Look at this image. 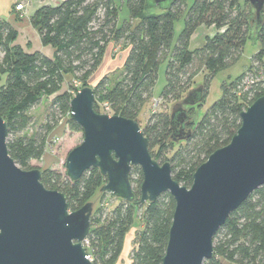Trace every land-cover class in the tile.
<instances>
[{"label":"trees","instance_id":"16d2710c","mask_svg":"<svg viewBox=\"0 0 264 264\" xmlns=\"http://www.w3.org/2000/svg\"><path fill=\"white\" fill-rule=\"evenodd\" d=\"M242 2L194 0L172 50L173 24L182 12L184 0H175L168 9L158 12L150 11L152 6L148 0H125L128 19L121 25L117 24L113 0L41 4L29 16V22L41 44L53 48L51 57L40 51H25L15 44L17 31L5 18H0V116L7 123L9 156L21 169L30 170L31 161L43 156L48 135L62 118L67 117L64 122L70 130L82 131L69 118V102L74 95L69 89L90 86L88 80L100 66L110 43L127 49V53L117 77L111 80L104 74L93 87V106L96 112L100 113V108L105 112V103L111 114L136 121L151 97L158 64L166 58V83L159 96L163 101L182 96L201 70H206L209 76L236 61L249 38L251 26H254V39L259 42L252 65L261 67L264 4L256 20L249 1ZM200 25L213 26L216 32L206 37L202 47L190 50L189 39ZM70 79L78 82L75 88ZM67 81L68 90L60 91ZM201 85L200 99L195 105L203 100L205 85ZM221 89V97L195 124L187 112L185 130L190 129V133L186 136L182 133L184 138H178L179 126L172 128L170 114L166 112L153 113L140 127L151 156L160 164L168 161L172 178L183 186L190 187L194 170L209 154L230 141L241 124V111L264 95V79L251 78L250 67ZM49 96L52 99L44 123L32 136L22 135L31 122L30 109ZM129 180L135 196L131 203L117 198L109 208L102 203L92 214L84 246L94 264L117 263L125 233L139 210L142 229L133 239L131 264H161L174 200L165 193L154 202L141 204L142 173L138 166L131 168ZM105 181L97 168H90L76 181L54 169L45 168L41 175L45 188L64 194L69 210L79 209L91 201ZM213 250V256L203 264H264V185L229 214L213 237Z\"/></svg>","mask_w":264,"mask_h":264},{"label":"water","instance_id":"95a60500","mask_svg":"<svg viewBox=\"0 0 264 264\" xmlns=\"http://www.w3.org/2000/svg\"><path fill=\"white\" fill-rule=\"evenodd\" d=\"M174 1L148 3L165 10ZM248 1L258 20L264 0ZM101 77L70 99L69 118L83 137L65 158L66 176L76 181L97 168L106 179L99 191L131 203L135 196L129 174L138 166L141 204L165 193L174 200L161 264H203L213 256V237L229 214L264 185V95L241 111V124L230 141L209 154L186 187L172 178L168 161L160 164L151 156L136 120L95 111L93 87ZM201 90L202 85L190 90L171 107L178 138L190 133L185 130V107L196 104ZM6 135L7 123L0 116V264H94L84 246L93 202L69 210L62 192L44 187L41 169L23 170L14 162Z\"/></svg>","mask_w":264,"mask_h":264},{"label":"rangeland","instance_id":"374dc122","mask_svg":"<svg viewBox=\"0 0 264 264\" xmlns=\"http://www.w3.org/2000/svg\"><path fill=\"white\" fill-rule=\"evenodd\" d=\"M30 1H31L30 3H28L27 1H24L25 7H26L25 9H27L28 13H33L34 10L41 4L49 3V4L54 5V4L60 3L63 0H30ZM113 2L117 9V24L121 25L125 19H128V11L125 5V0H113ZM193 2L194 0H184V6L182 9V12L174 20L173 36H172V41L170 45V50H172L173 47L176 45L178 36L184 26L186 13L188 11V8L192 5ZM240 2L243 3L242 0H240ZM27 4L29 5L27 6ZM243 7H245V10L247 12L249 11V9H247L248 7L247 5L245 6L243 5ZM159 10H161L159 7L152 6L150 11L158 12ZM249 14L254 16L253 12L251 11H249ZM215 32H216V29L213 26H206V25L198 26L195 29V31L192 33L189 39L188 48L190 50H194L196 48L202 47V45L205 42L206 37H210ZM254 34H255L254 26H251L249 38L246 40L242 48V51L236 61H234L232 64H230L226 68H223L209 76L206 70L204 69L201 70L193 78L191 87L187 89L183 93L182 96H180L178 99H175V100L163 101L159 97L160 92L162 91L166 83L165 71H166V65H167L168 58L161 61L158 64L157 78H156L155 84L151 91V97L146 102V104L142 107L137 117V122L139 126L142 127L143 125H145L146 120L153 113L166 112L170 114L171 107L174 103L180 102L185 97V95L188 93V91L197 88L201 84H204L205 92L203 93L204 96H203V100L201 104L195 105L193 107H186L189 116L191 117L193 123L195 124L197 121L201 119V117L204 115L205 111L211 106V104L221 97L222 85L230 83L248 68L251 67V78L264 79V55L262 57L261 67L259 65L258 66L254 64L252 65V56L259 49V42L254 39ZM126 53L127 51H125V49H122L119 45H114L113 43H110L107 46L105 50V54H104V60L102 62L103 65L105 64V62H108V60L110 62H114L117 60L118 62H120L121 60V64L119 63L114 64L113 66L115 68H113L112 70H110L109 68L107 69L106 73H104L105 75L106 74L109 75L111 80H114L117 77L118 71L120 69L118 65H122ZM102 66H100V68L97 69L92 76H90L88 80L90 85H92L99 77L103 75L102 69L105 65L103 67ZM69 83L72 84L73 88H75L76 85H78V82L72 79H70ZM69 83L68 81L64 82L60 91L68 90ZM77 90L69 89V91L73 94ZM51 99H52V96L43 97L37 105H35L34 107L30 109L29 115L31 117V122L28 125V127L24 130L22 135H25L28 137L32 136L38 130L39 125L44 123ZM100 111H101L100 113H106V112H103L102 108H100ZM65 118L67 117L62 118V120H60L58 125L48 135L47 145H46L43 156L38 160L31 161V166L33 168H38L41 170L45 168L54 169V170L59 171L61 174H66V170L64 166L65 158L68 152L73 147L81 143L83 134L81 130L79 131L70 130L67 124L64 122ZM62 124H63V128H62L61 133L59 134L56 132V130ZM47 158L53 159L51 163H49L48 165L45 164V161ZM91 201L93 202V212H95L96 209L102 205V203L105 204L106 206L105 208H109L115 202H117L118 199L113 197L109 193H105L104 195H102L100 192L96 191ZM105 211L106 210H104V212ZM139 215H140V210L136 211L133 223L131 227L129 228V230L125 233L122 250L120 252L119 259L116 264H131V251L133 248V239H134L136 232L142 229V222L140 220ZM225 264H228V263H225Z\"/></svg>","mask_w":264,"mask_h":264},{"label":"crops","instance_id":"0c3cea01","mask_svg":"<svg viewBox=\"0 0 264 264\" xmlns=\"http://www.w3.org/2000/svg\"><path fill=\"white\" fill-rule=\"evenodd\" d=\"M17 1L18 0H0V18H5L17 31V36L14 43L20 45L25 51H40L44 55L51 57L53 55V48L48 45L44 46L41 44L37 31L31 26L29 22V16L32 13H28L27 9H25L24 11L19 12L21 14L20 16L19 14H17V11L13 9V5ZM30 2L31 1L29 0L28 3ZM125 51H127V49H125ZM102 62L100 66L103 65ZM114 63H117V61L110 62L108 60V62H105V66H102L103 69L101 67L103 74L106 73L107 69L110 68V70H112L113 68H115L113 66ZM100 66L98 67V69L100 68ZM118 66L121 67V65Z\"/></svg>","mask_w":264,"mask_h":264},{"label":"built area","instance_id":"2783aa9c","mask_svg":"<svg viewBox=\"0 0 264 264\" xmlns=\"http://www.w3.org/2000/svg\"><path fill=\"white\" fill-rule=\"evenodd\" d=\"M14 9H15V11H23L24 9H25V3H24V1H19V2H15V5H14ZM103 108H104V110H105V112L107 113L108 112V114H111L109 111V107H108V105H106L105 103L103 104Z\"/></svg>","mask_w":264,"mask_h":264},{"label":"bare ground","instance_id":"6f19581e","mask_svg":"<svg viewBox=\"0 0 264 264\" xmlns=\"http://www.w3.org/2000/svg\"><path fill=\"white\" fill-rule=\"evenodd\" d=\"M117 63L121 64V60H120V62H118V60H117ZM114 64H116V63H114ZM62 128H63V124L56 130V132L60 134L62 131ZM52 160L53 159H51V158H47L45 161V164L48 165L49 163H51Z\"/></svg>","mask_w":264,"mask_h":264},{"label":"flooded vegetation","instance_id":"af4514ba","mask_svg":"<svg viewBox=\"0 0 264 264\" xmlns=\"http://www.w3.org/2000/svg\"><path fill=\"white\" fill-rule=\"evenodd\" d=\"M185 109H186V107H185Z\"/></svg>","mask_w":264,"mask_h":264}]
</instances>
